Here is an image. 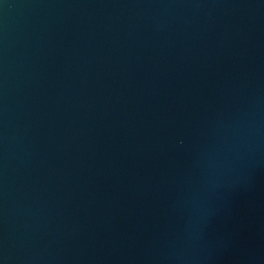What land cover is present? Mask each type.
I'll list each match as a JSON object with an SVG mask.
<instances>
[{"label":"water","instance_id":"1","mask_svg":"<svg viewBox=\"0 0 264 264\" xmlns=\"http://www.w3.org/2000/svg\"><path fill=\"white\" fill-rule=\"evenodd\" d=\"M0 264H264V0H0Z\"/></svg>","mask_w":264,"mask_h":264}]
</instances>
